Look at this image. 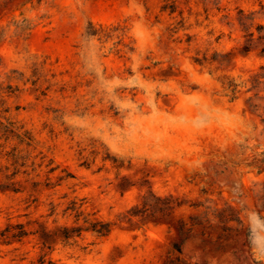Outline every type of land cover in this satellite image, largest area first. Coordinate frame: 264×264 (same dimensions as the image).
I'll list each match as a JSON object with an SVG mask.
<instances>
[{
	"label": "rangeland",
	"instance_id": "rangeland-1",
	"mask_svg": "<svg viewBox=\"0 0 264 264\" xmlns=\"http://www.w3.org/2000/svg\"><path fill=\"white\" fill-rule=\"evenodd\" d=\"M260 35L264 0H0V231L38 232L0 264H37L42 230L53 264H264ZM148 188L185 205L129 217ZM85 219L109 234L61 242Z\"/></svg>",
	"mask_w": 264,
	"mask_h": 264
},
{
	"label": "trees",
	"instance_id": "trees-1",
	"mask_svg": "<svg viewBox=\"0 0 264 264\" xmlns=\"http://www.w3.org/2000/svg\"><path fill=\"white\" fill-rule=\"evenodd\" d=\"M257 29L259 33H261V30L263 29L262 26H257ZM248 36L250 38L248 39V44L245 45L244 50L249 51L250 49V41H252V33H249ZM259 41L264 40V35H260L258 37ZM232 84H229V87H231ZM232 93H236V86H232L231 88ZM25 133L23 134V137H25ZM16 137L20 138V136L16 135ZM31 140L30 138H28ZM15 157V154L12 155V158ZM18 158V157H16ZM17 160V159H16ZM105 160H110L106 158ZM113 163V166L116 168L121 167V165L116 163V160H110ZM14 166L17 167V161L14 162ZM55 169L51 168L49 169L48 173H52ZM16 173V172H15ZM14 173V175H15ZM11 179V178H8ZM13 185L12 190L14 192H18L19 190L14 186L15 183H11ZM142 203L141 207L134 206L128 211L129 217H142V218H150L153 221H169V219L175 214L176 210L182 208L185 204L183 201H180L179 198L174 197L172 195H167V196H159L155 194L150 188L146 190V192L142 195L141 197ZM74 205V203H73ZM202 204L200 203H192L189 205V207L193 209H198L201 207ZM228 209L232 210L233 209L229 206ZM209 210L210 207H206L205 211L201 213L199 216L192 217V224L190 227L185 230L186 223H183L182 221H178L177 224L174 226V224L169 225V229L172 227H175L178 235L180 237L179 242H174L172 244V250L181 252V243L183 240L188 237L189 232L193 229L194 226L196 225H202L203 223L210 224L211 219L209 218ZM217 212V210H214V212ZM224 211L222 210L218 213V217L221 222L223 223H228L231 221H236L237 223H241V220L237 217L234 216L233 218H225L224 216ZM77 217L80 216V214L76 215ZM84 223L87 224L86 227L80 228V227H73L72 229L68 228H63L62 234H61V242L66 243L70 239L71 236H79L83 230H90L97 235L104 237L107 236L111 230L110 224L105 223L102 221H90L88 219L84 220ZM38 232H28L22 224H7L6 227L0 231V243L1 241L5 245H10L13 242L17 243H22L23 240L30 234L35 235ZM51 234L49 231L42 230V232L38 236V242L39 244V249H40V255L37 260V264H53L51 259H47V255H49V251L51 250V247L49 245L51 241ZM169 264H176L174 261H170Z\"/></svg>",
	"mask_w": 264,
	"mask_h": 264
}]
</instances>
